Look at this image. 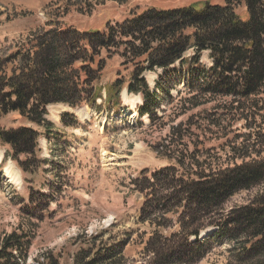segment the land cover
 <instances>
[{"label":"trees","instance_id":"1","mask_svg":"<svg viewBox=\"0 0 264 264\" xmlns=\"http://www.w3.org/2000/svg\"><path fill=\"white\" fill-rule=\"evenodd\" d=\"M205 3L171 10L148 8L107 23L102 32L50 26L33 32L14 52L0 50V120L17 113L51 133L46 108L58 104L77 108L101 100L102 90L95 84L106 59L118 55L121 66L132 70L126 92L141 99L138 119L147 120L146 126L136 125L168 129L152 150L169 165L148 177L144 171L131 183L143 196L140 224L168 228L166 216L178 214L180 231L168 237L153 232L145 252L156 264H195L211 251L210 239L218 237L231 245L232 264H264V195L222 213L233 196L264 184V0H223L221 6L209 3L208 7ZM71 7L79 16L92 13L76 4ZM239 7L245 8L246 19L236 13ZM190 50L193 54L186 57ZM205 52L209 66L201 63ZM148 72H160L153 87L144 78ZM178 83L184 91H176L174 98L171 93ZM104 91V104L116 109L122 83L116 81ZM162 104L171 109L166 118L168 110L161 109ZM210 104L214 113L196 112ZM185 116V121L175 124ZM238 122H244L250 133L207 148L219 132L226 139ZM61 123L79 128L68 114L61 115ZM0 143L12 149L14 161L25 156L20 169L29 172L38 133L27 128L0 129ZM216 149L230 158L212 169L208 161ZM39 196L47 201V194ZM28 199V205H33V198ZM207 228L214 230L211 238L199 241ZM30 246V239L16 232L4 236L0 264H26ZM122 251L116 245L96 252L89 247L80 250L72 264H112L116 257L121 260ZM40 257L34 264H59L51 253Z\"/></svg>","mask_w":264,"mask_h":264},{"label":"rangeland","instance_id":"2","mask_svg":"<svg viewBox=\"0 0 264 264\" xmlns=\"http://www.w3.org/2000/svg\"><path fill=\"white\" fill-rule=\"evenodd\" d=\"M124 1L126 3H122ZM203 1L217 5L216 0H0V50L14 52L15 47L33 32L48 30L50 26L102 32L107 23L120 22L130 14L148 8L171 10ZM72 4L83 10L91 9V15H77ZM236 13L242 20L246 19L244 7H239ZM192 54L190 50L186 57ZM101 57L106 59L107 56L102 53ZM201 63L209 66L207 52L201 55ZM121 64L122 59L118 55L106 59L102 77L95 84L102 90L101 100L94 104L84 103L77 108L62 104L46 108V124L53 126L49 133L52 137L46 139L45 136L49 135L47 127L39 128L28 123L17 113L0 120L2 130L27 128L38 133L37 148L34 158H29L31 167H28L27 173L20 169L26 157L21 156L14 161L12 149L0 143V240L12 232L30 239L26 264H34L46 253L56 257L59 264H72L73 257L80 250L92 247V251L96 252L114 245L123 247L122 261L116 257L112 264H156L153 256L145 252L147 240L155 231L163 237L180 231L178 214L166 216L170 222L168 228L139 223L138 212L143 196L135 191L131 181L139 178L144 171L148 177V174L169 165L152 150L165 138L168 129L147 130L136 125L141 123L146 126L147 122L138 119L136 114V108L141 105L140 97L126 92L132 70ZM159 74H144L149 86H154ZM116 81L122 83V91L119 105L111 110L104 104V90ZM176 91L183 92V86L176 85L171 93L174 98ZM213 106L207 105L196 112H213ZM161 109L168 110L165 118L171 114L170 107L165 104ZM62 114L74 118L79 128L61 123ZM186 116L176 120L175 124L185 121ZM68 120L65 119V122ZM244 126V122L234 124L226 139L223 132L217 133L215 138L212 134L211 138L217 140L207 148H216L226 140L236 141L237 136L250 133ZM201 141L200 138L198 142ZM211 156L208 164H213L212 169L221 167L230 158L221 149H216ZM41 193L48 195L47 201L40 198ZM137 195L141 196L140 200ZM262 195L264 184L238 193L224 205L222 213L247 206ZM28 197L33 198V205H28ZM208 230H211L210 235L201 237ZM213 232L210 228L203 230L198 240L210 239ZM210 242L211 251L195 264L233 263L231 245L222 243L218 237L210 239Z\"/></svg>","mask_w":264,"mask_h":264},{"label":"bare ground","instance_id":"3","mask_svg":"<svg viewBox=\"0 0 264 264\" xmlns=\"http://www.w3.org/2000/svg\"><path fill=\"white\" fill-rule=\"evenodd\" d=\"M146 122H147V120L144 121V123H146ZM0 156H1V155H0ZM0 160H1V159H0ZM212 230H213V229H212ZM210 231H211V230L205 231L203 234H201V237H203L202 235H205V236H206V235H210V234H208V233H211Z\"/></svg>","mask_w":264,"mask_h":264},{"label":"crops","instance_id":"4","mask_svg":"<svg viewBox=\"0 0 264 264\" xmlns=\"http://www.w3.org/2000/svg\"><path fill=\"white\" fill-rule=\"evenodd\" d=\"M216 2H217V5H220V4L223 3V0H216ZM214 4H215V3H214Z\"/></svg>","mask_w":264,"mask_h":264},{"label":"water","instance_id":"5","mask_svg":"<svg viewBox=\"0 0 264 264\" xmlns=\"http://www.w3.org/2000/svg\"><path fill=\"white\" fill-rule=\"evenodd\" d=\"M208 5H209V4L206 3V4H205V7H208ZM136 198L140 200V199H141V196H138V195H137Z\"/></svg>","mask_w":264,"mask_h":264}]
</instances>
